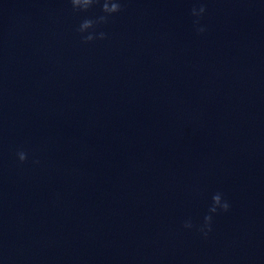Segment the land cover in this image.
Segmentation results:
<instances>
[{"label":"clouds","instance_id":"9594fccd","mask_svg":"<svg viewBox=\"0 0 264 264\" xmlns=\"http://www.w3.org/2000/svg\"><path fill=\"white\" fill-rule=\"evenodd\" d=\"M72 7L73 12L87 13L94 6L99 5L103 15H99L93 18H84L80 23L76 31L80 34L83 43H91L94 40H104L107 38V33L103 31L97 32L96 29L100 25L107 24L109 18L114 14H117L123 10L122 0H68ZM206 12V8L201 5L199 8L193 7L191 9V15L196 17L194 20V25L196 26V32L201 34L206 31V29L200 26V20ZM17 158L21 163L28 160V153L24 150H19L17 153ZM33 163L38 164V160H34ZM230 203L223 197V194L217 192L213 194L211 198V204L208 208V213L203 217V222L200 225H194L191 219L184 222L183 227L185 229L196 228L198 232L204 238H207L209 233L212 231V223L214 215L219 212H228L230 210Z\"/></svg>","mask_w":264,"mask_h":264}]
</instances>
